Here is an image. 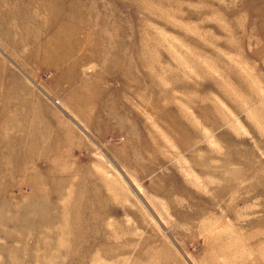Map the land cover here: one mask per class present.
<instances>
[{"label": "rangeland", "instance_id": "1", "mask_svg": "<svg viewBox=\"0 0 264 264\" xmlns=\"http://www.w3.org/2000/svg\"><path fill=\"white\" fill-rule=\"evenodd\" d=\"M0 264H264V0H0Z\"/></svg>", "mask_w": 264, "mask_h": 264}]
</instances>
